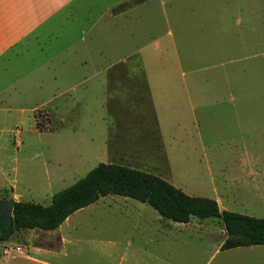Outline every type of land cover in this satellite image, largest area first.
<instances>
[{
	"label": "rangeland",
	"instance_id": "1",
	"mask_svg": "<svg viewBox=\"0 0 264 264\" xmlns=\"http://www.w3.org/2000/svg\"><path fill=\"white\" fill-rule=\"evenodd\" d=\"M89 1L97 14L114 0ZM129 1L140 4L121 17L126 29L107 23L109 34L87 49L74 44L66 58L46 51L38 68L0 80V199L49 204L104 162L217 198L220 209L264 217V0ZM141 66L149 85L142 76L104 70ZM255 161L259 176L236 180L240 164ZM124 205L139 206L144 217L121 214ZM156 218L170 227L156 231ZM190 221L185 226L147 203L107 194L55 229L15 230L0 241V264L257 259L240 255L246 249L217 250L225 237L218 218Z\"/></svg>",
	"mask_w": 264,
	"mask_h": 264
},
{
	"label": "crops",
	"instance_id": "2",
	"mask_svg": "<svg viewBox=\"0 0 264 264\" xmlns=\"http://www.w3.org/2000/svg\"><path fill=\"white\" fill-rule=\"evenodd\" d=\"M116 1L118 0L102 6L99 8L98 13L94 14L93 3L89 0H0V80L7 75H24L30 72L31 69L38 68L44 62L35 60H39L46 51L53 53V49H55L54 57L55 54H62L63 58H66L67 54L71 56L74 44L85 43L87 49V43L92 41L94 37L102 36L105 38L103 34L105 32L107 33L106 36L109 34L108 24L121 25L124 28L126 23L124 24V20H120L121 17L130 14V11L140 2H133L127 8L114 13L112 8L122 2ZM58 43H65L66 45L58 48ZM109 69L105 68L104 70L108 74L114 72L124 76H142L146 84L149 85L148 72L145 67L119 68L112 71ZM159 81L162 86L164 80L161 78ZM14 84L13 78L11 85ZM181 86L185 90L183 98L188 101H186V104L189 103L190 109H193L189 93L190 84L183 80ZM150 96H152L151 93ZM232 100L237 105L238 99L235 101V98L232 97ZM244 166L240 164L237 169L241 175H238L236 180L246 182L248 179L253 180L255 176H259L261 169L257 161L252 162L248 168H244ZM261 171L264 173V169ZM215 200L219 203L217 198ZM120 213H134L141 218L145 215L143 209H140L139 206L129 208V206L124 205ZM156 220L159 222V224H156V231H161L163 228L165 231L166 228L170 227L161 222L159 218H156ZM190 220L179 223H186V226L191 222ZM143 222L145 225H149L148 221ZM174 227L178 229L177 225L172 226V228ZM106 242L103 241V243ZM107 243L113 242L108 241ZM221 243H219L217 250H222L220 249ZM230 249H246L240 255L252 254L257 257L253 264H264V243Z\"/></svg>",
	"mask_w": 264,
	"mask_h": 264
},
{
	"label": "trees",
	"instance_id": "3",
	"mask_svg": "<svg viewBox=\"0 0 264 264\" xmlns=\"http://www.w3.org/2000/svg\"><path fill=\"white\" fill-rule=\"evenodd\" d=\"M131 4L129 0H124L112 11L116 13ZM107 194L128 196L147 203L163 218L177 222H188L191 217H216L225 231L220 245L222 250L264 243V217L220 209L215 199L189 195L156 174L104 162L55 192L49 204L14 201L12 224L0 233V241L19 229H55L72 212Z\"/></svg>",
	"mask_w": 264,
	"mask_h": 264
},
{
	"label": "water",
	"instance_id": "4",
	"mask_svg": "<svg viewBox=\"0 0 264 264\" xmlns=\"http://www.w3.org/2000/svg\"><path fill=\"white\" fill-rule=\"evenodd\" d=\"M14 199H0V233L12 224Z\"/></svg>",
	"mask_w": 264,
	"mask_h": 264
}]
</instances>
